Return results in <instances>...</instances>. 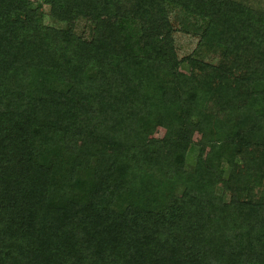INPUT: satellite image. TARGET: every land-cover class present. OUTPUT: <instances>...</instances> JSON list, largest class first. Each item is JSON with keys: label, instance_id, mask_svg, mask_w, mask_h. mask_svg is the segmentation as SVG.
Masks as SVG:
<instances>
[{"label": "trees", "instance_id": "trees-1", "mask_svg": "<svg viewBox=\"0 0 264 264\" xmlns=\"http://www.w3.org/2000/svg\"><path fill=\"white\" fill-rule=\"evenodd\" d=\"M0 264H264V9L0 0Z\"/></svg>", "mask_w": 264, "mask_h": 264}, {"label": "rangeland", "instance_id": "rangeland-1", "mask_svg": "<svg viewBox=\"0 0 264 264\" xmlns=\"http://www.w3.org/2000/svg\"><path fill=\"white\" fill-rule=\"evenodd\" d=\"M241 1L245 2L249 6H252L253 8H258L261 10L264 9V0H241ZM46 11H47V7L43 6V12L46 13ZM172 13H173V11H170L169 16H170L172 24L174 26H176V24L172 20ZM43 21H44V23L51 24L50 20L48 19V17L46 15H44ZM82 25H83L82 21L77 23V25H76V32L77 33L78 32L79 33L84 32ZM173 40H174L176 53L179 57L185 56L188 53H190L191 50L194 48L195 43H196V38L194 36L182 33L181 31L177 30L176 27H175V30L173 32ZM205 58L209 61H212V62L215 61V59H214L215 57H213L212 55H208ZM161 134H162V129L156 128V130L154 131V135L158 137V136H161ZM199 137H200L199 134L195 133L192 138L194 141H198Z\"/></svg>", "mask_w": 264, "mask_h": 264}]
</instances>
